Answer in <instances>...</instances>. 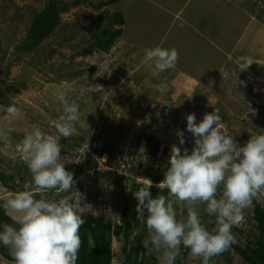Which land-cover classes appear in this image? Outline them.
I'll return each mask as SVG.
<instances>
[{
    "label": "rangeland",
    "instance_id": "1",
    "mask_svg": "<svg viewBox=\"0 0 264 264\" xmlns=\"http://www.w3.org/2000/svg\"><path fill=\"white\" fill-rule=\"evenodd\" d=\"M65 1L71 6L62 13L60 26L38 49L25 52L18 50L16 45L24 39L34 14L47 0H0V132L8 135L6 143L0 141V169L14 176L12 182H19L17 190L28 182L24 170L27 165L19 149L25 133L39 127L54 134V124L62 111L58 98L64 96L69 102L75 101L81 120L88 126L77 127L75 135L60 138L61 155H68L71 162L88 168L87 153L92 145L107 147L113 155L114 170L123 173L118 174L123 179L117 182L96 175L93 170L84 171V176L89 173L98 183L97 193L102 188L101 198L94 195L89 203L98 214L119 222L121 208L128 202L129 239L136 234L146 238L147 229L137 219L138 201L133 193L138 189L135 184L141 182L139 178H146L141 171L148 166L154 174H160L156 183L164 179L171 146H180L177 130L184 131L185 144L180 146L181 149L191 150L193 137L186 130L188 114L194 113L198 123L204 114L218 109L222 128L240 145L251 134L264 130V0H234L243 9V57L241 59L242 53L239 57L233 51L232 59L218 67L215 75L204 61L209 59L212 64L219 58L210 46L207 50L194 47V42L199 40L188 31L184 33L172 28L161 41L167 15L159 6L168 0H150L155 4L149 0H121L100 7L97 4L101 0H79L77 4L73 2L76 0ZM115 10L126 12L123 35L137 47L118 38L107 52L94 50L83 55L84 49L94 45L96 32L116 26L108 18ZM208 12L210 19L212 13ZM247 22L255 27L246 28ZM228 35L223 40L225 44L231 43ZM158 44L172 45L179 53L175 67L162 73L154 72L153 63L144 59L145 49ZM184 57L188 58L191 67L179 63ZM178 66L188 70H179ZM12 103L19 107V116H10L5 111ZM9 128L13 131L7 133ZM147 133L160 143L155 156L145 152L143 136ZM94 156L98 166L104 167L108 154ZM149 178L155 181L151 176ZM14 193L0 180V198ZM57 193L44 195L57 199L69 195ZM159 194L167 195V192L160 191L151 196L154 198ZM198 210L202 221L211 228L214 217L204 212L203 204ZM177 211L181 216L186 215L183 206ZM244 212V222L232 228L235 240L243 246L257 237L253 202ZM144 214L147 215L146 210ZM125 238L124 234L112 236V264H123ZM181 255L184 264H200V260L191 258L183 246L175 264ZM153 256L156 257L146 251L145 264H150ZM213 264L247 263L233 252L231 261L217 255Z\"/></svg>",
    "mask_w": 264,
    "mask_h": 264
},
{
    "label": "clouds",
    "instance_id": "2",
    "mask_svg": "<svg viewBox=\"0 0 264 264\" xmlns=\"http://www.w3.org/2000/svg\"><path fill=\"white\" fill-rule=\"evenodd\" d=\"M178 56L176 48L162 44L144 52L145 61H151L157 73L173 69ZM58 99L62 111L54 124L55 133L35 127L25 133L19 145L31 180L0 200L5 215L14 213L11 223L0 222V245L8 249L13 264H77L83 215L98 214L89 203L94 195L101 198L100 190L96 191L98 183L87 173L85 176L92 179L93 185L84 197L78 191L85 176L74 180L73 173L65 168L70 158L61 155L60 138L75 135L77 127L83 129L87 122L80 118L78 103L69 102L64 96ZM5 111L13 117L21 114L15 103ZM222 125L215 108L198 123L194 113L188 114L186 130L193 137L191 150L181 149L185 144L184 131L177 130L180 146H171L164 179L158 184L146 177L148 180L141 181L144 184L133 193L138 201L137 219L147 229V237L141 242L156 255L158 264H175L181 246L200 264H210L213 257L236 242L232 228L244 222V210L253 200L264 203V130L259 129L240 145ZM11 131L7 129V133ZM0 141L6 143L8 135L0 132ZM107 167L104 164L100 168ZM88 170L92 172L84 168ZM152 184L166 188L167 195L153 198ZM50 190L69 195L48 198L44 194ZM201 204L204 212L214 217V227L209 228L202 221L198 210ZM181 206L186 215L178 214ZM87 242L89 248L95 247L90 232Z\"/></svg>",
    "mask_w": 264,
    "mask_h": 264
},
{
    "label": "trees",
    "instance_id": "3",
    "mask_svg": "<svg viewBox=\"0 0 264 264\" xmlns=\"http://www.w3.org/2000/svg\"><path fill=\"white\" fill-rule=\"evenodd\" d=\"M120 0H101L97 7L108 6L113 3H117ZM74 4L80 2L79 0L73 1ZM71 3L65 0H47L45 5L38 10L27 29L24 39L16 45V48L21 51L30 52L36 50L40 45L51 36L55 30L60 26L62 22V13L69 10ZM109 19L116 25L104 27L100 31L96 32L94 45H89L83 51V55L93 53L94 50H101L103 52L109 51L115 41L122 35V26L125 23V16L122 11L115 10L108 16ZM143 139L145 140V152L155 156L159 149V141L154 138L152 134H144ZM91 151L87 153L88 168L93 170L96 175L113 178L119 182L123 179V176H118L117 171L113 167V155L108 151L107 147L100 148L97 144H93ZM108 154V158L104 161L105 165L108 166L106 169L101 170L95 159V154ZM65 168L73 173V179L76 180L84 172V165L78 162H70L65 164ZM24 170L27 173L28 182L31 180V175L27 166H24ZM123 174V173H121ZM120 174V175H121ZM126 174H129L128 171ZM141 174L145 177L151 176L154 178V183L157 182L160 174H154L152 168L149 166L141 171ZM94 179V177H93ZM0 180L3 185L11 191H17V184L12 182L14 176L5 173L0 169ZM95 180V179H94ZM144 183H136L135 187L138 189ZM50 190L47 193L54 192ZM165 191L167 189L160 190L156 185L152 184L150 188L151 194H157L158 192ZM3 198H0L2 200ZM85 223L80 227L81 236V248L78 253L77 264H112V236H121L124 234L125 245L123 247L124 261L123 264H145L146 251L147 249L143 246L142 240L143 235L136 234L132 239H129L130 229V206L128 202H125L121 208L120 221L113 222L103 215L97 214L96 217L92 215L84 216ZM253 218L256 222L257 237L255 241L247 242L244 246L239 242H235L230 245L228 249L219 255L226 260L231 261L233 252L238 254L247 264H264V206L262 203H258L253 200ZM0 222L11 223V215L8 213L5 215L4 211L0 209ZM214 227V220L211 223V228ZM92 234L95 247L89 248L87 242L88 233ZM0 254L7 261H12L9 251L3 245H0ZM215 257L211 259V263H214ZM158 261L155 256L152 257L150 264H157ZM177 264L183 263V255H181L177 261Z\"/></svg>",
    "mask_w": 264,
    "mask_h": 264
},
{
    "label": "crops",
    "instance_id": "4",
    "mask_svg": "<svg viewBox=\"0 0 264 264\" xmlns=\"http://www.w3.org/2000/svg\"><path fill=\"white\" fill-rule=\"evenodd\" d=\"M150 2L152 4H155L152 1ZM159 8L163 10L165 15H167V26L161 38V41L164 40V36L169 35L168 30H171L172 28H175L177 31L180 32L183 31L184 33L188 31V34L190 36H194L195 39L199 40L194 42V47L196 46L200 49L207 50L210 46L212 51H214L215 57L217 56L219 58L216 60L215 63L212 64H210L209 59L204 61L206 66H210L212 72H214V75L218 67L224 64L225 61L232 59L231 56L233 51H235V54H237V56L239 57L242 53V59L243 9H241V6L238 1L168 0L166 4L159 6ZM209 10L210 13H212L210 19L208 17ZM122 12L124 16H126V12H124L123 10ZM216 15H218V17H216ZM125 23L123 24L122 29L124 28ZM245 24L246 28L249 27L248 29L255 27V24L253 23H251V25L248 22ZM123 33L124 30H122V35L120 36V38L126 39ZM228 33V36H231V43L225 44L223 40L225 39ZM218 38L220 39V42L217 41ZM126 40L128 44L136 46L135 42H133L131 39L127 38ZM170 47H172V45ZM217 52L219 55H217ZM179 63H186L187 65H189L188 58L184 57V59L182 61L180 60ZM180 68L182 70H188L185 67ZM177 69H179V66ZM190 69L192 70V68ZM214 75L211 74V77ZM0 264H13V261H7L0 254Z\"/></svg>",
    "mask_w": 264,
    "mask_h": 264
},
{
    "label": "built area",
    "instance_id": "5",
    "mask_svg": "<svg viewBox=\"0 0 264 264\" xmlns=\"http://www.w3.org/2000/svg\"><path fill=\"white\" fill-rule=\"evenodd\" d=\"M125 166V165H124ZM122 167V168H125V167ZM128 168V167H127ZM125 170H127V169H125ZM89 172H90V170H88ZM85 179H84V181L82 182V187H81V190H79L78 192H80L84 197L89 193V191H90V189H91V187H92V185H93V181H92V179L89 177V176H85L84 177ZM139 180H141V181H143V182H145L146 180H148V179H142V178H139ZM161 182V181H160ZM159 182V183H160ZM158 183V184H159ZM100 191L102 192V188H100Z\"/></svg>",
    "mask_w": 264,
    "mask_h": 264
}]
</instances>
